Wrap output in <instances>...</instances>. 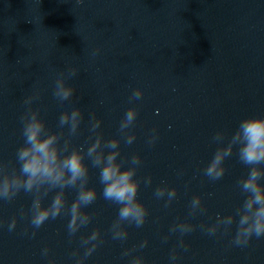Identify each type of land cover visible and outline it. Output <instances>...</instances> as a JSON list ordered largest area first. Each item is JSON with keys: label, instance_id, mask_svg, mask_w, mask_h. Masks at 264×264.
Instances as JSON below:
<instances>
[{"label": "water", "instance_id": "1", "mask_svg": "<svg viewBox=\"0 0 264 264\" xmlns=\"http://www.w3.org/2000/svg\"><path fill=\"white\" fill-rule=\"evenodd\" d=\"M69 69L77 72L67 81L74 93L59 102L52 96L54 82ZM136 88L144 94L130 102ZM33 95L38 97L31 107L40 109L46 127L62 133V139L66 128L58 127L59 115L81 110L74 146L90 143L92 114L109 139L120 135L118 125L128 108H137L136 140L122 141L121 148L122 155L142 157L137 178L148 217L141 228L126 226L127 240L114 241L108 228L117 206L98 195L85 209L93 219L77 238L68 237L66 216L46 221L32 235L28 217L19 215L31 198L21 193L0 204V264H73L84 251L71 256L79 248L78 237L95 229L101 243L84 264H128L136 255L145 264H168L179 239L169 229L181 220L197 227L184 237L187 251L176 249L177 264H264V239L231 247L235 226L217 237L199 227L213 223L217 213L230 214L244 198L236 181L247 168L235 154L225 161L227 171L218 181H209L202 169L218 146L212 136L222 131L227 143L242 118L264 115V0H0V161L10 168L22 143L20 116L28 107L23 101ZM152 129L159 137L149 147L145 141ZM96 174L90 169L89 186L99 193ZM147 175L153 178L149 188L142 180ZM164 185L177 190L167 208L152 195ZM65 195L71 203L75 193ZM194 196L201 197L207 212L188 217ZM13 219L16 228L9 232ZM144 240L143 249L122 256ZM44 247L47 257L41 256Z\"/></svg>", "mask_w": 264, "mask_h": 264}, {"label": "clouds", "instance_id": "2", "mask_svg": "<svg viewBox=\"0 0 264 264\" xmlns=\"http://www.w3.org/2000/svg\"><path fill=\"white\" fill-rule=\"evenodd\" d=\"M96 53L93 52L92 55ZM77 74L75 69L58 76L54 82L52 96L59 102L68 101L74 93L67 82ZM143 89L136 88L130 94L129 101H139ZM38 95L27 97L23 103L28 107L20 116V137L22 143L15 150V167L0 161V204L13 202L23 193L31 198L27 210L20 209V216L28 217L32 235L48 220L57 217H68L66 232L69 238H77V233L86 228L93 219L85 209L92 205L97 196L117 206L116 219L111 223L108 232L114 241L123 242L128 238L126 226L141 228L148 217V210L139 198L141 179L137 172L142 165V157L138 153L122 155L121 143L131 145L136 140L132 131L137 119V108L130 107L124 113L118 125V137L105 139L100 129L102 121L95 114L89 117L87 146H74L72 138L79 135L83 119L79 108L64 111L58 117L57 125L66 128V136L53 132L46 127L39 108L31 107ZM159 134L152 129L145 141L151 147L158 140ZM225 133L217 132L211 142L217 148L211 159L202 169L203 175L212 182L220 180L226 173L225 161L235 154L237 161L247 168V174L236 181V187L244 197L242 202L227 215L216 214L211 224L199 225L208 237H217L234 231L229 241L231 247H246L252 239H264V115H251L242 118L232 132L227 143ZM96 169V182L100 185L98 193L95 186H89L90 169ZM182 171L178 175H182ZM145 188L152 185V176L142 178ZM161 184H164L162 181ZM73 190L74 199L69 203L66 192ZM156 200H163L167 208L177 196L175 187L157 186L153 192ZM212 194L209 193V196ZM50 197V198H49ZM46 198L47 203H45ZM187 216L204 215L207 208L201 197L194 196L188 203ZM17 221L11 220L7 230L12 232ZM196 225L181 220L174 222L169 235L178 233L176 248L171 250L168 264H177L176 249L187 251L188 245L184 237L192 232ZM28 230L26 229L25 232ZM101 233L95 229L89 234L78 237L79 248L71 253L76 257L83 249V254L73 264H84L85 260L101 243ZM168 237H164L166 241ZM148 241L144 240L132 248L125 249L122 256H129L136 249H143ZM49 249H41V256L47 257ZM128 264H145L142 256H132Z\"/></svg>", "mask_w": 264, "mask_h": 264}]
</instances>
